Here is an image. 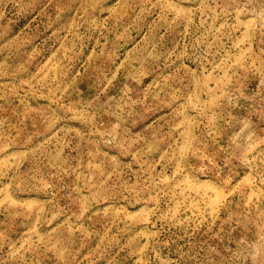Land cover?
<instances>
[{"label":"rangeland","instance_id":"rangeland-1","mask_svg":"<svg viewBox=\"0 0 264 264\" xmlns=\"http://www.w3.org/2000/svg\"><path fill=\"white\" fill-rule=\"evenodd\" d=\"M0 264H264V0H0Z\"/></svg>","mask_w":264,"mask_h":264}]
</instances>
